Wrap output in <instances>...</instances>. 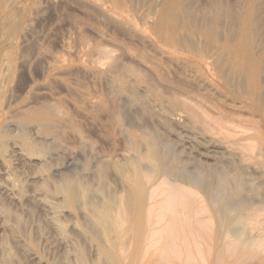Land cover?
Masks as SVG:
<instances>
[{"label":"rangeland","instance_id":"rangeland-1","mask_svg":"<svg viewBox=\"0 0 264 264\" xmlns=\"http://www.w3.org/2000/svg\"><path fill=\"white\" fill-rule=\"evenodd\" d=\"M114 1L0 0V264H264V0L173 3L195 53L228 5L235 62L162 45L153 0Z\"/></svg>","mask_w":264,"mask_h":264},{"label":"bare ground","instance_id":"bare-ground-1","mask_svg":"<svg viewBox=\"0 0 264 264\" xmlns=\"http://www.w3.org/2000/svg\"><path fill=\"white\" fill-rule=\"evenodd\" d=\"M106 1V0H105ZM116 1V0H115ZM114 1V2H115ZM140 1V0H139ZM145 1H147V0H145ZM182 1V0H181ZM202 1V0H201ZM212 1V0H211ZM229 1V0H228ZM254 0H251V2H253ZM120 2H122V0H120L119 2H116V3H119V5H120ZM142 2V1H141ZM150 2V1H149ZM184 2V1H183ZM198 2V1H197ZM196 2V3H197ZM200 2V1H199ZM146 3V2H145ZM152 3V2H151ZM150 3V4H151ZM173 3H179L180 4V0H153V4H152V8H149L150 9V13H149V16L150 17H154L155 15H157V14H159V21H158V23H157V28H156V32H154L159 38H161L160 39V41H161V43H162V45H164L165 47H168V48H170V49H173V50H175L176 52H180V53H190L191 55H193V56H195V57H198L201 61L203 60V62L204 61H206V59H208V58H210V57H213V56H216V55H219L218 54V52L220 51V50H222V47H224L225 49H227L228 51H226V52H228L229 53V55L232 57V58H234V62H235V59H236V57H237V55L239 54V52H240V48H239V42H238V39L237 38H239L240 37V35H239V37H236L237 35H236V32L234 31V29L236 28L237 29V24H236V20H234V14L232 13V11H231V9H229L228 8V5L226 6L225 5V3H221V4H219V5H216V9H218V10H216L217 11V15H215L216 17L214 18V17H206V20H205V30H204V36L206 37V40H208V43H210V48H208L207 50H205V52H203V53H195V52H193V51H190V50H187V49H184L185 47V45H184V37H181L179 34H178V32H177V29H178V24L176 23V22H174L171 18H170V16H171V10H172V7H173ZM215 3V2H214ZM235 2H233V4H234ZM107 4V3H106ZM122 4V3H121ZM131 4V3H130ZM188 4H190L189 2H188ZM187 4V5H188ZM193 4V3H192ZM202 4V3H201ZM200 4V5H201ZM204 4V3H203ZM202 4V5H203ZM207 4V3H206ZM258 4V3H257ZM115 5V4H114ZM133 5V4H132ZM144 5V4H143ZM127 6V5H126ZM145 6V5H144ZM178 6V5H177ZM199 6V5H198ZM209 6H210V4H209ZM215 6V5H214ZM213 6V7H214ZM237 6V5H236ZM116 7H118V5H116ZM121 7V6H120ZM146 7H147V5H146ZM151 7V6H150ZM187 7V6H186ZM186 7H184V8H186ZM188 7H189V5H188ZM251 7H252V5H251ZM138 8V7H137ZM184 8H182L183 9V11H184ZM195 8V7H194ZM194 8H193V11H194ZM199 8V7H198ZM257 8V7H256ZM20 9V8H19ZM258 9V8H257ZM257 9L255 10V11H257ZM33 10V9H32ZM119 10V9H118ZM187 10V9H186ZM185 10V11H186ZM192 10V9H191ZM198 10V9H197ZM125 11V10H124ZM145 11V10H144ZM147 11V10H146ZM184 11V12H185ZM261 10L259 9V12H260ZM126 12V11H125ZM128 13H129V11H127ZM186 12H188V11H186ZM213 12V11H212ZM127 13V14H128ZM143 13V12H142ZM145 13V12H144ZM192 13V15H190V16H193L194 14V12H190V14ZM199 13V12H198ZM237 13V12H236ZM247 13V12H246ZM136 14V13H135ZM147 14V13H146ZM185 14V13H184ZM102 15V14H101ZM256 15V13H254V14H252V13H250V12H248L247 14H245V16H244V23H245V25H244V27H243V37L245 36V41H244V43H245V45H244V51L245 52H247V62H246V67H247V71L248 72H250V71H252V70H255V69H252V67L253 66H256V64H257V61L258 60H256V61H253V52H252V50H253V44H252V36H254V32H256L257 31V29L255 30V28H257V26H256V22H255V20H257V18L255 19V17H257V16H255ZM263 15V14H262ZM19 16V15H18ZM182 16V15H181ZM185 16V15H184ZM189 16V18H191ZM229 17L230 16V18L232 19L231 20V23H232V21L236 24H234L235 25V28L233 29H230V31L228 32V31H226V32H228L227 34H226V36H224L223 35V33H222V30L221 29H223V23H224V17ZM255 16V17H254ZM147 17V16H146ZM188 18V17H187ZM188 18V19H189ZM236 18V17H235ZM147 19V18H146ZM153 19V18H152ZM227 19V18H226ZM151 20V19H150ZM148 21V20H147ZM157 21V20H156ZM179 21V20H178ZM188 21V20H187ZM186 21V22H187ZM261 21H262V19H261ZM181 22H183V21H181ZM184 22H185V20H184ZM166 23H168V25H169V28H170V32H169V34H166V32L165 33H163V26L164 25H166ZM188 23V22H187ZM190 23V22H189ZM191 24V23H190ZM196 24V23H195ZM243 24V23H242ZM180 25V24H179ZM191 25H194L193 23L191 24ZM264 25V24H263ZM262 25V26H263ZM202 26V25H201ZM28 27V26H27ZM30 27V26H29ZM139 27V26H138ZM204 27V26H203ZM230 27V26H229ZM32 28V27H31ZM164 28H165V26H164ZM235 29V30H236ZM152 30V29H151ZM203 30V29H202ZM227 30V29H226ZM255 30V31H254ZM169 31V30H168ZM24 32V31H23ZM179 32H180V30H179ZM142 33V32H141ZM168 33V32H167ZM167 35L168 36V39L166 40V37L164 36V35ZM24 35H25V32H24ZM28 35V34H27ZM134 35V34H133ZM191 35V34H190ZM224 37H223V36ZM259 35V34H258ZM29 36V35H28ZM191 37H193V36H191ZM200 37H202V35H200ZM255 37V36H254ZM17 38V37H16ZM157 38V37H156ZM258 38V37H257ZM188 39V38H187ZM201 39V38H200ZM195 40V39H194ZM186 41V40H185ZM190 41V40H189ZM199 41V40H198ZM243 41V40H242ZM241 41V42H242ZM200 42V41H199ZM218 42H221V44H217ZM253 42H254V39H253ZM207 43V44H208ZM243 43V42H242ZM11 45V44H10ZM159 45H161V44H159ZM204 45V44H203ZM262 45V44H261ZM158 46V45H157ZM191 46V45H190ZM193 46V45H192ZM209 47V46H208ZM255 47V46H254ZM258 47V46H257ZM193 48V47H192ZM207 48V47H206ZM263 48V47H262ZM257 49V48H256ZM224 50V49H223ZM259 50V49H258ZM161 51V50H160ZM164 51H165V48H164ZM224 51V52H225ZM163 52V51H162ZM223 52V53H224ZM145 54V53H144ZM163 54V53H162ZM172 54V53H171ZM160 56V55H159ZM238 56H240V55H238ZM227 57V56H226ZM61 58V57H60ZM190 58V57H189ZM215 58V57H214ZM228 58V57H227ZM150 59V58H149ZM154 59V58H153ZM214 60V59H213ZM238 60H239V57H238ZM64 61H66V60H64ZM148 61H150V60H148ZM158 61V60H157ZM159 62V61H158ZM169 62V61H168ZM206 63V62H205ZM61 64V63H60ZM154 64V63H153ZM148 65V64H147ZM157 65V64H156ZM169 65V64H168ZM217 65V64H216ZM158 66V65H157ZM160 66V65H159ZM186 67V66H185ZM237 68V67H236ZM254 68V67H253ZM259 68V67H258ZM167 69V68H166ZM177 69V68H176ZM252 69V70H251ZM179 70V69H178ZM263 70V69H262ZM261 70V71H262ZM161 71V70H160ZM165 71V70H164ZM217 72V71H216ZM223 72V71H222ZM162 73V72H161ZM178 73V72H177ZM207 73V72H206ZM252 74H253V72H251ZM163 74H165V73H163ZM163 74H162V76H163ZM170 74H172V72L170 73ZM161 75V74H160ZM169 75V74H168ZM178 75V74H177ZM181 75V74H180ZM196 75V74H195ZM223 75V74H222ZM227 75V74H226ZM215 76V75H214ZM164 77V76H163ZM200 77V76H199ZM210 77H211V75H210ZM168 78V77H167ZM240 78H241V76H240ZM186 79V78H185ZM217 79V78H216ZM263 80H264V78H262ZM141 81V80H140ZM230 81V80H229ZM198 82V81H197ZM137 83V82H136ZM200 84V83H199ZM228 84V83H227ZM206 85V84H205ZM149 87V86H148ZM210 87V86H209ZM235 88V87H234ZM257 88V87H256ZM152 90V89H151ZM215 90V89H214ZM255 90V89H254ZM258 90V89H257ZM260 90V89H259ZM264 91V90H263ZM252 92V91H251ZM255 93V92H254ZM256 94V93H255ZM249 95H251V94H249ZM228 96V95H227ZM227 98V97H226ZM218 104V103H217ZM234 104V103H233ZM237 104V103H236ZM232 105V104H231ZM221 106V105H220ZM229 106V105H228ZM221 108V107H220ZM223 108V107H222ZM230 109V108H229ZM236 109H237V107H236ZM242 110V109H241ZM259 110V109H258ZM238 111V110H237ZM236 111V112H237ZM234 112H235V109H234ZM40 113L41 112H39L38 114H32L31 115V118L33 119V120H37V119H40V118H42L41 116H39L40 115ZM45 116V115H44ZM152 147H153V145H152ZM153 151H154V153L161 159V169H163V167H164V162H166V160L165 161H163V157L162 156H160V153H159V149L157 148V150H156V148H154L153 149ZM162 153H163V151H162ZM173 157V156H172ZM159 158H158V160H159ZM166 158V157H165ZM168 158V157H167ZM176 158V157H175ZM177 161H178V159H177ZM170 163H172V162H170ZM167 164V163H166ZM176 165V164H175ZM174 165V166H175ZM178 167V166H177ZM201 168V167H200ZM168 170V169H167ZM177 171V170H176ZM187 176V175H186ZM203 176V175H202ZM205 176V175H204ZM184 178V177H183ZM185 180V179H184ZM70 186V185H69ZM141 187V186H140ZM139 187V188H140ZM138 188V187H137ZM139 188H138V190H139ZM67 190L69 191V196H72V197H74V194L75 193H73V189H72V187H67ZM212 190V189H211ZM134 193V192H133ZM138 193V192H137ZM142 193V192H141ZM134 195V194H133ZM141 195V194H140ZM139 194L137 195V197L135 198V203L134 202H132L131 201V199H130V201L128 200V203H127V205L130 207V210H131V207L133 206V204H135V205H137V206H139L140 207V209H141V203H142V198H141V196H140ZM77 196V195H76ZM130 197H132V196H130ZM224 201H222L221 203H223ZM143 204V203H142ZM112 206V205H111ZM110 206V207H111ZM137 206H134V208L135 207H137ZM222 206V205H221ZM109 207V208H110ZM223 207V206H222ZM109 208H107L106 207V209L105 210H107V212L105 211L104 213L102 212L99 216H100V220L105 224L104 226H106L107 227V229H110L112 226H115L114 225V220H113V216H112V214H111V212H108V211H110L109 210ZM133 208V209H134ZM134 210H138V209H134ZM222 211V210H221ZM133 211L131 210V213H132ZM135 212V211H134ZM138 212V211H137ZM223 212V211H222ZM222 212H220V213H222ZM98 213V212H97ZM99 213H100V211H99ZM139 213V212H138ZM137 214V213H136ZM135 213L134 214H131V215H136ZM227 214V213H226ZM223 215V214H222ZM141 216V215H140ZM142 216H143V214H142ZM225 216V215H224ZM133 217V216H132ZM143 218V217H142ZM142 218H140L141 219V222H139L140 224L142 223ZM228 218H229V216H228ZM238 218H240V217H238ZM238 218H233V220L235 219V220H239ZM133 219H136L135 217L133 218ZM171 221H173V220H171ZM117 223V222H116ZM239 234V233H238ZM239 238V237H238ZM240 240V239H239ZM221 249V248H220ZM222 250V249H221ZM108 251V250H107ZM109 253V252H108ZM109 254H111L112 256L113 255H115L113 252H110ZM113 257H115V256H113ZM112 257V258H113ZM112 260V259H111Z\"/></svg>","mask_w":264,"mask_h":264}]
</instances>
